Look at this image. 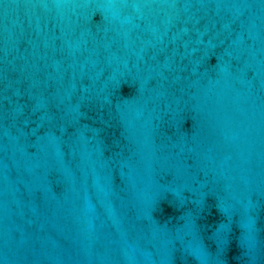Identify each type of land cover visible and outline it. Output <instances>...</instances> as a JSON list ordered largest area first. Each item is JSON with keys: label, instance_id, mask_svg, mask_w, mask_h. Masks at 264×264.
I'll return each mask as SVG.
<instances>
[{"label": "water", "instance_id": "1", "mask_svg": "<svg viewBox=\"0 0 264 264\" xmlns=\"http://www.w3.org/2000/svg\"><path fill=\"white\" fill-rule=\"evenodd\" d=\"M0 264H264V0H0Z\"/></svg>", "mask_w": 264, "mask_h": 264}]
</instances>
